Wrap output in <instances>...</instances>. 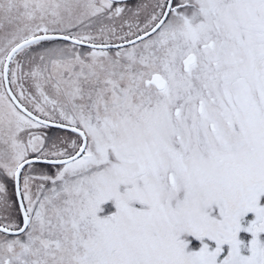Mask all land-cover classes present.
<instances>
[{
  "label": "snow or ice",
  "instance_id": "6c2138e0",
  "mask_svg": "<svg viewBox=\"0 0 264 264\" xmlns=\"http://www.w3.org/2000/svg\"><path fill=\"white\" fill-rule=\"evenodd\" d=\"M0 264H264V0H0Z\"/></svg>",
  "mask_w": 264,
  "mask_h": 264
},
{
  "label": "rangeland",
  "instance_id": "374dc122",
  "mask_svg": "<svg viewBox=\"0 0 264 264\" xmlns=\"http://www.w3.org/2000/svg\"><path fill=\"white\" fill-rule=\"evenodd\" d=\"M252 218H254V216H253V214H249V216L246 218L247 220H250V219H252ZM241 238L242 239H244V240H250L251 239V236H250V234H248V233H241Z\"/></svg>",
  "mask_w": 264,
  "mask_h": 264
}]
</instances>
